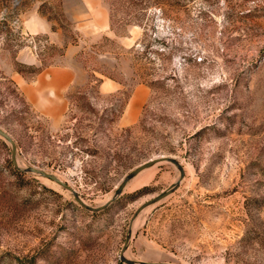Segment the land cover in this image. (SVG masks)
I'll list each match as a JSON object with an SVG mask.
<instances>
[{
    "label": "rangeland",
    "instance_id": "rangeland-1",
    "mask_svg": "<svg viewBox=\"0 0 264 264\" xmlns=\"http://www.w3.org/2000/svg\"><path fill=\"white\" fill-rule=\"evenodd\" d=\"M53 66L59 119L21 87ZM0 127L93 208L182 169L94 212L0 137V264H264V0H0Z\"/></svg>",
    "mask_w": 264,
    "mask_h": 264
},
{
    "label": "crops",
    "instance_id": "crops-1",
    "mask_svg": "<svg viewBox=\"0 0 264 264\" xmlns=\"http://www.w3.org/2000/svg\"><path fill=\"white\" fill-rule=\"evenodd\" d=\"M76 81L71 67L53 66L42 70L31 83L21 84L33 108L51 119H59L67 109L66 92Z\"/></svg>",
    "mask_w": 264,
    "mask_h": 264
},
{
    "label": "water",
    "instance_id": "water-1",
    "mask_svg": "<svg viewBox=\"0 0 264 264\" xmlns=\"http://www.w3.org/2000/svg\"><path fill=\"white\" fill-rule=\"evenodd\" d=\"M0 137L2 139H4L10 146H11V160L14 164V166L20 171V172H25V173H32L35 175H38L40 177H43L45 179H49L55 183H57L58 185H61L63 188L71 191L76 199V201L82 205L84 208L90 210V211H94V212H99L103 209H105L107 206H109L112 202H114L119 195L121 194V192L123 191L125 185L127 184L128 181H130L131 179H133L134 177H136L139 173H141L142 171L152 167L153 165H155L157 162L159 161H152L150 163H147L145 165H142L141 167L137 168L136 170H134L132 173H130L124 180V182L120 185V187L117 189V191L115 192L113 198L107 202L105 205L98 207V208H93V207H89L87 204H85L80 198L79 196L73 191V189H71L70 187H68L65 183H62L58 178H56L54 175L47 173L41 169L35 168V167H28V168H21L19 163H18V159H17V145L15 143V141L13 140V138L7 133L5 132L3 129H1L0 127ZM163 161H167V162H171L174 165H176L178 167V169L182 172V169L180 167V165L175 162L174 160H170V159H162ZM182 177V176H181ZM179 187V183H176L175 185L171 186L169 189H167L166 191L162 192L160 195H158L157 197L151 199L150 201H147L145 204H143L135 213L134 217H136L139 213H141L144 209L155 205L159 202H161L162 200H164L165 198H167L169 195H171L175 190H177V188ZM131 239V232L129 231V234L127 236L126 239V244L122 250L121 253V260L125 263V264H169V263H137L131 260H128L124 257L125 251L127 250L129 241Z\"/></svg>",
    "mask_w": 264,
    "mask_h": 264
},
{
    "label": "bare ground",
    "instance_id": "bare-ground-1",
    "mask_svg": "<svg viewBox=\"0 0 264 264\" xmlns=\"http://www.w3.org/2000/svg\"><path fill=\"white\" fill-rule=\"evenodd\" d=\"M162 162H164V161L162 160L161 162H158L156 164H159V163H162ZM141 220H142L141 219V216H139L135 221H133V224H132V233L135 232L139 228V226L142 224V221Z\"/></svg>",
    "mask_w": 264,
    "mask_h": 264
}]
</instances>
